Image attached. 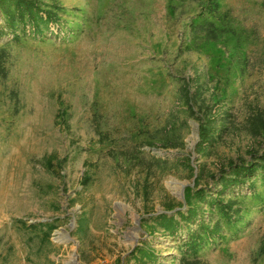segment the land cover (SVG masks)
<instances>
[{
    "label": "rangeland",
    "instance_id": "374dc122",
    "mask_svg": "<svg viewBox=\"0 0 264 264\" xmlns=\"http://www.w3.org/2000/svg\"><path fill=\"white\" fill-rule=\"evenodd\" d=\"M36 1L57 22L0 36V264H264V168L194 253L150 218L264 152V0H217L227 27L193 45L206 0Z\"/></svg>",
    "mask_w": 264,
    "mask_h": 264
},
{
    "label": "trees",
    "instance_id": "16d2710c",
    "mask_svg": "<svg viewBox=\"0 0 264 264\" xmlns=\"http://www.w3.org/2000/svg\"><path fill=\"white\" fill-rule=\"evenodd\" d=\"M0 15L2 23H0V36L11 33L12 39H19L21 34L28 32H42L43 27H47V23L57 22L58 14L53 9H43L36 0H0ZM228 24V10L222 9L217 0H206L201 6L199 11L195 14L194 19L190 21V44H197L195 42L198 35L205 40H215L221 31H223ZM28 28V29H27ZM199 40V39H198ZM203 132H200V139H203ZM255 161L229 162L226 167L220 169L218 175L211 174L213 185L218 184L214 193L207 191V187H197L199 184L194 181L192 187H186L183 195V200L179 206L185 205L184 210L176 209L172 213L162 212L154 214L150 218L156 222L158 226L166 232L173 233L178 228L186 226L189 228L187 233V240L183 243L188 253L196 252L197 249L205 242L206 238L218 234L220 238L224 239L225 233H219V221L226 224L227 230H237L236 218L231 215L238 214L239 209L235 206L238 205L236 197L231 200H223L226 191L237 184L242 183L245 179H250L254 171L258 168H264V152L256 156ZM264 184V177L262 180ZM247 197L246 195H238L242 198L254 199L261 207H264V196L258 192L253 191ZM201 203L206 205V212L210 216V220L203 219L201 210ZM173 207H168L167 211L172 210ZM212 216H216L212 220ZM212 221L209 227L208 223ZM196 223V228L190 229V224ZM48 225L49 230L55 228L53 223H43L40 225ZM39 225V226H40ZM34 225H32L33 227ZM46 233V232H45ZM48 236V234H46ZM48 238V237H47ZM207 240V239H206ZM135 250L142 252L147 258L153 257V252L148 249L136 247ZM185 250V249H184Z\"/></svg>",
    "mask_w": 264,
    "mask_h": 264
}]
</instances>
